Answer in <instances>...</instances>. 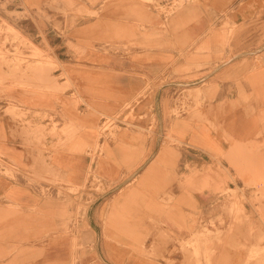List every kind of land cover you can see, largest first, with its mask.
Wrapping results in <instances>:
<instances>
[{"label": "crops", "instance_id": "0c3cea01", "mask_svg": "<svg viewBox=\"0 0 264 264\" xmlns=\"http://www.w3.org/2000/svg\"><path fill=\"white\" fill-rule=\"evenodd\" d=\"M117 2L71 28L69 43L64 19L60 33L34 12L18 20L0 10V24L30 43L18 48L19 66L0 61V264H240L225 244L250 243L245 229L264 228V0H201L166 28L154 11ZM130 7L144 31L128 30ZM31 47L56 70L36 71L44 62ZM206 59L214 71L182 73ZM50 78L71 87L47 91ZM197 84L211 98L171 115L177 90ZM99 117L117 137L96 138ZM94 173L102 193L90 187Z\"/></svg>", "mask_w": 264, "mask_h": 264}, {"label": "rangeland", "instance_id": "374dc122", "mask_svg": "<svg viewBox=\"0 0 264 264\" xmlns=\"http://www.w3.org/2000/svg\"><path fill=\"white\" fill-rule=\"evenodd\" d=\"M8 3V1H11V5L0 3V10L4 12L7 16L10 15V17L17 18L18 20H24V17H28L29 19L33 15L34 12L36 15L40 17V19H46V22L50 25H47V29H54L55 31L63 30L60 28V25L58 21L60 19H64V28L66 31L64 32V40L66 42L67 39L70 38L68 31L73 28L76 25H82L83 23H88L89 21H92L93 19H101L102 14L106 9H109V5H111V9H117L119 7L117 1L118 0H44V2L39 5L38 3L35 5H32L31 8L27 7L24 8L21 6L18 7L19 0H0V2ZM130 1L132 4H135L136 6H139L140 10L149 11L152 10L155 13H157L158 16L163 17L165 23L162 25L163 28L169 27L173 25V22L167 21L168 19L177 16L182 11L186 10L189 7H192L196 4H198L201 0H127ZM111 3V4H109ZM9 6L10 8L8 9ZM115 7V8H114ZM131 8V7H130ZM119 9H117L118 11ZM20 11V12H19ZM115 10L114 16L115 19L113 21L118 22V13ZM8 13V14H7ZM37 17V16H35ZM123 20L127 21L129 26L128 30H133L134 32H140L144 31V28L147 24V20L144 19L142 14H140L139 11L135 10V8H131L130 11H128L125 16L123 17ZM112 22V26L115 27L113 30L118 31L117 23L116 26ZM0 35H4V38L2 42H0V61H7L9 57H14L16 65L22 64V61L19 59L22 58V53L18 50L19 47H26L29 43L28 39H26L24 36H22L13 26L8 24L6 21H1L0 24ZM52 38V35L50 36ZM132 37H127V42L129 44H132L134 41L131 40ZM118 37L116 36V39L114 38L112 43H114V40H117V43H114L112 49H118ZM69 43V42H68ZM95 43L98 44V41H95ZM7 44H16L17 48L15 49V52H10L7 48ZM32 46V45H31ZM32 48V54L31 59L44 62L43 64L37 63L35 70L36 71H42L46 70L48 73L53 72L56 70V65L53 63L52 58L50 57H42V53L37 51L35 48ZM82 48L77 49V52H82ZM129 49V48H128ZM117 54V53H116ZM206 66H211L208 70L209 72H212L216 69L215 63L213 61L206 59L203 60L201 63L191 66L190 68L185 69L182 73H188L192 68H194L195 71L199 69H203ZM32 71V69H28ZM204 75V74H202ZM202 75H196L190 78H186V81H194L196 79L199 80V78ZM71 87V84L66 81L64 84H58L56 78H50V84L46 86L47 91H51L53 93H59L64 92L68 90ZM192 87V88H191ZM191 87H180L179 90H177L174 99H173V108L171 110V115L178 117L182 112L188 111L190 108L193 107L192 110H198L200 107H202L204 101L206 99L211 98V96L214 93V90L209 89L206 90L208 87L207 85H192ZM80 103V101H75V105ZM6 112L10 115H12L14 118L21 119L24 117L23 113H19V111L11 107L6 110ZM102 117H99V120ZM128 120V118H126ZM126 123V121H124ZM111 121L109 119L103 118L100 120L96 127H95V134L96 138H106V137H117L118 132L120 129L118 127H112L111 128ZM111 128V130H110ZM57 127L55 124L52 123V128L47 130V134L50 136H54L56 134ZM110 131V134H108ZM45 133L44 128H35L31 135L36 136H42ZM65 133V132H63ZM167 140H171L172 138L170 136L166 137ZM96 150L102 151V147L99 145L96 146ZM9 172H5V174H8ZM97 176L96 173H94V180L91 183L90 187L95 193H102L103 192V185L100 182V180L95 177ZM69 193H76L79 191V189H68ZM231 193V192H230ZM236 195L234 193L230 194V198H235ZM92 198V197H91ZM236 201V200H235ZM70 201L67 202V204ZM68 204V206H70ZM236 207V206H235ZM78 210H82L85 212L86 206H79ZM239 212H237L238 214ZM71 214H68V218H70ZM207 228H204V231H206ZM236 228L233 227H227L223 230L222 234L224 237L230 238L235 232ZM258 232V233H257ZM246 235L252 240L250 243H244V244H237L231 243L230 240L227 241L225 246L232 250L233 252L240 253L242 256H244L243 260L240 264H264V228H248L245 229ZM207 234L209 235L208 231ZM253 235V236H252ZM195 253V251H194Z\"/></svg>", "mask_w": 264, "mask_h": 264}, {"label": "bare ground", "instance_id": "6f19581e", "mask_svg": "<svg viewBox=\"0 0 264 264\" xmlns=\"http://www.w3.org/2000/svg\"><path fill=\"white\" fill-rule=\"evenodd\" d=\"M258 233V232H257ZM253 236V235H252Z\"/></svg>", "mask_w": 264, "mask_h": 264}]
</instances>
